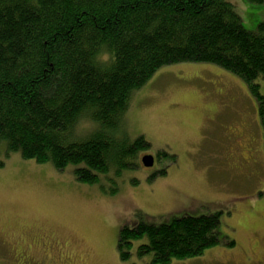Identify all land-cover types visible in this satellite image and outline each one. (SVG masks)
<instances>
[{
    "label": "trees",
    "instance_id": "trees-1",
    "mask_svg": "<svg viewBox=\"0 0 264 264\" xmlns=\"http://www.w3.org/2000/svg\"><path fill=\"white\" fill-rule=\"evenodd\" d=\"M245 1L264 8V0ZM241 20L228 0H0V168L17 154L116 194L148 147L129 134L132 96L178 65L214 66L244 84L263 125L264 154V22L248 30ZM84 124L91 128L78 136ZM218 206L122 225L116 255L171 264L234 248L233 227L222 224L232 208Z\"/></svg>",
    "mask_w": 264,
    "mask_h": 264
},
{
    "label": "rangeland",
    "instance_id": "rangeland-1",
    "mask_svg": "<svg viewBox=\"0 0 264 264\" xmlns=\"http://www.w3.org/2000/svg\"><path fill=\"white\" fill-rule=\"evenodd\" d=\"M228 1L248 30L252 21L264 22V8ZM259 84L264 96V82ZM127 120L130 137L142 136L148 147L117 182L116 194L108 185L104 191L79 183L67 170L17 154L4 160L0 264H33L18 251L29 245L34 255L45 253L42 245H54L86 264H129L115 252L122 225L199 216L218 205L232 208L222 224L233 227L234 248L219 246L171 264H264V224L258 218L264 207L263 125L244 84L214 66L168 67L132 96ZM90 128L84 124L75 133ZM145 154L156 158L154 169L141 166Z\"/></svg>",
    "mask_w": 264,
    "mask_h": 264
},
{
    "label": "flooded vegetation",
    "instance_id": "flooded-vegetation-1",
    "mask_svg": "<svg viewBox=\"0 0 264 264\" xmlns=\"http://www.w3.org/2000/svg\"><path fill=\"white\" fill-rule=\"evenodd\" d=\"M152 157L154 158V164L153 167L149 169H154L156 166V158L153 155ZM241 159L242 161H245L243 157H241ZM258 215V218L264 224V207ZM41 248H43V252L45 253L42 254L41 252H39L37 255H34L36 251L31 245L27 246L26 248L21 247L18 249V251L19 253H21L24 260L33 264H86V260H76L74 257H71V255L69 254L70 252L68 253L69 250L61 252L56 250L54 246L50 247L45 245H42Z\"/></svg>",
    "mask_w": 264,
    "mask_h": 264
},
{
    "label": "water",
    "instance_id": "water-1",
    "mask_svg": "<svg viewBox=\"0 0 264 264\" xmlns=\"http://www.w3.org/2000/svg\"><path fill=\"white\" fill-rule=\"evenodd\" d=\"M141 163L145 168H151L154 163V159L151 155H145L141 158Z\"/></svg>",
    "mask_w": 264,
    "mask_h": 264
}]
</instances>
